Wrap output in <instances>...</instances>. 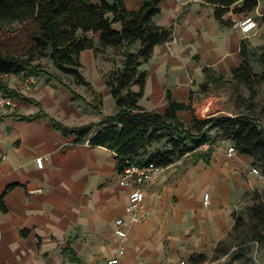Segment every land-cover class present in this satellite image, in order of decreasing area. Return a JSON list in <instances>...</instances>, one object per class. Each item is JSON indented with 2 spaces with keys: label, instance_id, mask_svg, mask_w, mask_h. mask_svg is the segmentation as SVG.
Instances as JSON below:
<instances>
[{
  "label": "crops",
  "instance_id": "0c3cea01",
  "mask_svg": "<svg viewBox=\"0 0 264 264\" xmlns=\"http://www.w3.org/2000/svg\"><path fill=\"white\" fill-rule=\"evenodd\" d=\"M124 2L129 10H137L143 0ZM160 6L155 22L172 29L173 43L155 46L151 59L141 66L147 79L139 104L163 112L170 91L176 100L192 102L197 116L234 115V103L220 88L200 92L202 69L211 67L229 80L242 60L241 40H247L251 49L264 46V26L244 34L239 15L232 26L223 27L207 0H163ZM253 14L259 18L264 14V0L248 16ZM80 61L92 86L83 91L69 86L85 101L45 75L8 79L17 107L0 108V264H78L70 259V250L81 264H99L115 255L120 245L125 249L124 264H178L195 253L211 256L232 229L233 212L243 194L264 187L250 172L251 158L239 153L228 157L216 148L209 162L164 170L144 186L146 218L131 224L120 239L114 233L115 220L130 218L126 212L130 189L119 185L115 153L76 142L75 135L63 134L52 124L54 120L67 127L97 125L114 113L115 100L103 74L117 59H102L87 49ZM105 61L108 68L101 65ZM98 95L99 105L94 102ZM180 116L185 122L192 119L189 112ZM37 157L44 159L42 168ZM205 193L210 195L206 207Z\"/></svg>",
  "mask_w": 264,
  "mask_h": 264
},
{
  "label": "trees",
  "instance_id": "16d2710c",
  "mask_svg": "<svg viewBox=\"0 0 264 264\" xmlns=\"http://www.w3.org/2000/svg\"><path fill=\"white\" fill-rule=\"evenodd\" d=\"M163 0H143L139 9L129 10L124 0H0V36L15 24H27L29 46L12 52L0 43V90L10 91L5 77L10 75H45L70 89L74 98H84L70 88L63 76H69L77 85L91 87L82 74L80 55L93 49L98 55L110 48L121 59L103 74L114 100L112 115L97 125L90 123L67 127L52 120L53 127L63 134H73L76 142L103 146L115 153L117 170L122 172L129 164L144 165L149 162L167 167L176 155L190 153L192 161L209 162L213 148L207 152L194 151L207 142L208 132L215 131L229 139L237 152L247 155L252 166L264 175V106L253 99L257 86L264 83V46L251 49L247 40L240 42L239 66L232 76H224L211 67L204 66V82L200 92L227 86L229 100L236 108L234 115L216 114L205 118L195 115L193 104H186L166 92L167 107L163 112L148 110L139 104L144 96L147 72L141 66L147 63L155 46L172 39V29L158 25L155 17L161 12ZM262 0H207L214 6L216 20L223 27L235 23V17L252 13ZM264 21V14L260 17ZM116 24L121 28L117 29ZM89 33L99 34L98 38ZM48 57L55 71H49L38 60ZM260 67L254 71L252 63ZM248 91V96L241 90ZM99 104L101 95H98ZM192 100V96H190ZM100 112L99 106L94 107ZM180 112L192 114L185 122ZM46 117L47 115H42ZM164 141V148L149 152L154 143ZM252 204L248 217L233 212L235 223L213 249L212 255L195 253L187 258L188 264H253L254 247L264 246V191L254 189L243 194ZM72 261L81 264L74 251H69Z\"/></svg>",
  "mask_w": 264,
  "mask_h": 264
},
{
  "label": "built area",
  "instance_id": "2783aa9c",
  "mask_svg": "<svg viewBox=\"0 0 264 264\" xmlns=\"http://www.w3.org/2000/svg\"><path fill=\"white\" fill-rule=\"evenodd\" d=\"M239 29L244 34H250L258 28V23L256 20L248 15H244L238 22ZM172 40V39H171ZM170 40V41H171ZM173 43V41L168 44ZM32 79L28 78L26 80V88H30ZM17 107V101L13 95L8 91L0 90V108L14 110ZM215 147L214 145L204 142L196 146L194 151L207 152L210 148ZM226 155L228 157H234L238 154L233 144H228L225 148ZM190 154V153H189ZM35 162L39 168L43 167L44 159L43 157L35 158ZM165 170V167L158 166L155 163L149 162L144 165H138L136 163L129 164L122 172L119 174V185L121 187L129 188L130 193L128 197V204L126 207V212L129 214V220L124 218H117L115 220L114 233L120 239H124L128 234V228L133 223H139L144 220L147 213L143 209L144 202V186L160 175ZM250 172L254 174L258 180L264 184V175L260 172L259 168L252 166ZM210 195L205 193L203 197V205L206 207L209 205ZM125 254V249L123 245H120L116 254L110 258L105 259L99 264H124L123 256ZM178 264H188L185 259L179 261Z\"/></svg>",
  "mask_w": 264,
  "mask_h": 264
},
{
  "label": "rangeland",
  "instance_id": "374dc122",
  "mask_svg": "<svg viewBox=\"0 0 264 264\" xmlns=\"http://www.w3.org/2000/svg\"><path fill=\"white\" fill-rule=\"evenodd\" d=\"M252 17L256 20V22L258 23V26H260V27L264 26V21H262L258 16L253 14ZM0 43H2L4 48H6L12 52H19L23 48L29 46L27 24H15L11 28L6 29L4 36H0ZM257 48H259V47L258 46L253 47L252 49L255 50ZM98 56L101 57L102 59H107L109 56H111V57H114L115 59H117V62L121 59L120 54L115 52L114 50H112L110 48L99 53ZM37 63H39L40 65H42L43 67H45L49 71H52L54 69V67L51 64V60L48 57L38 60ZM114 64L115 63L112 64L111 68H113ZM101 65L104 68H108L109 63H107V61H105V63L101 62ZM252 67H253L254 71H256V72L260 71L259 65L254 63V62L252 63ZM9 78H10V76L5 77L6 84H7ZM63 78H64V81L68 85H70L72 88L78 89L79 87H81V91L85 90L84 86H82V85L78 86L77 84H75L71 77L63 76ZM220 91L225 93L228 96L230 94V90L227 86L221 87ZM241 94L244 96H248L249 93L247 90L242 89ZM253 101L259 107L264 106V83L257 86V95L253 99ZM94 102L97 105H99V101L96 98H95ZM235 110H236V108L233 109V111H235ZM199 117L205 118L204 116H199ZM181 118L184 120L183 117H181ZM262 125L264 127V120L262 121ZM206 136L209 139L207 142L215 146V147H213L214 150L216 148H219L223 151L224 155H226L225 148L228 145V143L225 142V140H226L225 137H223L221 134H219L215 131L208 132L206 134ZM164 146H165L164 141H161L159 143H154L150 146L149 152H153L157 149L164 148ZM191 168H192V155L185 153L182 155H176L174 157L173 163H171L169 166L165 167V172H167V170H169V169H179L178 171H181L182 169H191ZM204 168L206 169V167H204ZM255 189H258V188H255ZM259 190L264 191V187L260 188ZM251 204H252V202L249 199L241 198L237 212H239L244 218H247L248 217V215H247L248 209L247 208ZM252 258L254 261L253 264H264V246L263 247L255 246L254 250H253Z\"/></svg>",
  "mask_w": 264,
  "mask_h": 264
}]
</instances>
